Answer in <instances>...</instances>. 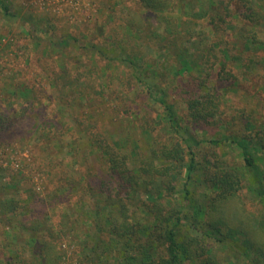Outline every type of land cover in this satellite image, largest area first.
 <instances>
[{
	"label": "rangeland",
	"instance_id": "1",
	"mask_svg": "<svg viewBox=\"0 0 264 264\" xmlns=\"http://www.w3.org/2000/svg\"><path fill=\"white\" fill-rule=\"evenodd\" d=\"M125 1L3 0L13 16L2 18L0 15V114L9 111L10 107H26L24 103L32 101V94L39 96L42 93L51 102L41 115L57 119L59 123L69 125V129L62 137L61 144L52 142L50 152H45L44 139H39L38 134L29 135L28 124L10 128L0 136V231L9 222L6 216L10 215L11 200L27 201L32 194L47 198L49 185L44 177L45 164L41 157L48 156L54 161L66 162L67 156L63 154L61 146L68 140L74 141V146H71L74 153L70 158L77 162L79 171H82L85 163L92 173L103 168L93 146L79 131L75 118H85L110 137L120 136L130 147L143 150L145 155L152 146L149 144L153 138L145 129L151 128L155 134L154 143L158 144L165 140L170 144L172 135H175L168 127L163 109L157 104L158 99L165 100L172 107L178 123L182 127L186 126L187 106L184 100L188 97L180 91L184 82H177L180 63L163 48L157 49L161 48L157 41L141 43L135 37H127L121 43L118 41L123 21L127 17L129 20L134 19L138 12L137 9L133 12L124 11ZM225 1L230 5L231 16L227 19L231 23L225 27V31L220 30L217 34L210 27L205 29L209 15L214 12L205 15L204 19L194 20L189 10L175 1L169 12L165 13L177 20H194L196 31L203 30L205 35H209L206 44L201 45L205 47L184 41L180 46L191 65L198 64L199 67L211 69L212 80L206 86H215L221 98L222 114L215 118V124L187 125L185 137H189L193 145L200 143L195 146L197 170L189 180V194L185 196L182 190L185 181L182 172L179 178L169 180L167 185L170 188L156 187L151 190L152 195L143 194L144 188L141 187V195L127 208L140 219H145L147 215L151 220L156 219V216H165L166 212L173 214V211L183 209L178 225V240L181 238L195 257L198 254L199 260H208L210 264H249L247 258L251 254V261L264 264L262 255L256 250L264 253V230L254 224L258 210L262 208L258 195L261 196L260 189L263 188L252 191L248 182L249 178L260 175L259 170L244 172L246 169L242 168L240 150L231 147L227 141L216 146L203 143L209 138L227 137L226 134H231L232 138L264 134V0L250 2L248 19L238 13L242 6L240 0ZM112 15L116 20L112 19ZM135 21L141 23L138 19ZM151 23L155 26L154 21ZM243 35L254 39L253 42H245ZM64 39H69L68 44L59 46ZM58 47L64 48L59 51ZM195 47L200 49L196 52ZM128 51L135 70L124 62ZM60 52L67 57L69 68L77 60L83 61L87 68L91 67L92 78H97L103 84L102 93L96 94L82 88L81 92L75 88L67 97L59 95L47 85L48 78L42 73L48 70L47 64L51 61L62 63ZM218 72L220 77L232 75L234 81H218ZM133 77H137L140 82L149 81L153 87L151 93H143L141 83L135 82ZM35 103H32L33 108L38 111ZM37 115L36 111L32 113L35 121L38 120ZM247 119L252 128L244 124ZM157 166L162 168L164 165L160 162ZM214 171L216 174H213ZM224 173H243L245 178L242 185L237 187L228 184L229 189L225 193L226 178L221 175ZM221 176L223 179H216ZM168 179L163 178L164 181ZM210 180L221 189L215 192L207 190L206 182L208 184ZM219 195L223 199L235 195L220 211L224 217L214 211L219 205L217 201L222 200ZM61 209L55 208L53 215L60 216ZM218 219L227 225L218 226L221 237L218 234L208 235L210 231L206 232L203 224L209 226ZM50 225L54 227L56 224L50 221ZM24 235L26 237L28 234ZM64 241L62 247L56 248L65 253L61 264H78L75 256L78 255L79 247L80 250H86L84 243L78 239L71 241L64 238ZM88 251L91 253L89 248ZM54 254L55 251L51 256Z\"/></svg>",
	"mask_w": 264,
	"mask_h": 264
},
{
	"label": "trees",
	"instance_id": "2",
	"mask_svg": "<svg viewBox=\"0 0 264 264\" xmlns=\"http://www.w3.org/2000/svg\"><path fill=\"white\" fill-rule=\"evenodd\" d=\"M175 1L179 4L182 3L188 9L194 20L204 19L205 15L214 12L209 15L208 26L205 25V29L210 27L214 34L220 30L225 31V27L231 23L227 19L231 16L230 5L225 0H126L124 11L133 12L137 9L138 12L133 17L134 19L129 20L127 17L123 21V26L121 25L123 29H120L117 38H120L118 39L120 43L127 37H135L141 43L157 41L161 44V48L157 47V49L163 48L162 50L167 51L171 58L180 63L177 69L180 77L177 82L178 84L184 82L180 91L188 97L184 100L187 106L186 126L182 127L178 123L172 107L165 100L158 99L157 104L163 109L168 127L173 130L175 135H172L170 144L167 140L158 144L154 143L155 134L151 132V128L145 129L153 137L152 143L149 144L152 146L145 155L143 150L130 147L128 142L121 139L120 136L110 137L96 124L85 118H75L79 131L93 146L103 168L92 173L85 163L82 166L84 170L79 171L77 162L70 158L74 153L71 151L74 141L71 140L61 146L63 154L67 156L66 162L54 161L48 156L41 157L45 164L44 177L49 185L46 192L47 198L32 194L27 201L11 200L10 215L6 216L9 222L7 227H3L0 231V264H61L65 253L63 250H56V248L63 246L64 238L71 241L78 239L79 242L84 243L86 250L82 248L80 250L79 247L78 255L75 256L78 264H210L208 260H199L197 254L198 262L183 240L181 238L178 240L180 230L178 225L182 218L181 215H183V209L173 211V214L166 212L165 216L161 218L156 216V219L151 220L147 215L144 217L145 219H140L134 213H130L127 208L128 205L134 203L133 200L141 195V187L144 188L143 194L152 195L151 190L156 187L170 188L167 185L169 180L179 178L182 172L185 175L182 190L187 196L189 180L197 170L195 146L200 144L197 142L196 145H193L189 137H185L187 125H208L209 123L212 125L215 124V118H219L222 114L221 98L215 86H206L212 80L211 69L207 66L199 67L198 64L191 65L189 57L183 55V47L180 46L182 41L201 46L206 44L205 41L209 35H205L203 30L196 31L194 20L185 18L177 20L165 15ZM240 1L242 6L238 13L242 18L248 19L252 0ZM213 8L216 11H213ZM0 15L2 18L13 16L8 4L3 0H0ZM112 19L116 20L114 16ZM137 19L141 23H137L135 21ZM151 21L155 22V26ZM120 24H122L121 21ZM113 31L114 29H112ZM247 35H243L245 42H250V40L253 42L254 39H250ZM69 39L62 40L59 46L67 45ZM58 48L59 51H62L61 49L64 47ZM199 49L200 47H195L196 52ZM60 53L63 56L62 63L51 61L50 64H47L48 70H44L42 73L48 78L47 85L57 91L59 95L67 97L75 88L79 90L82 88L84 91L96 94L102 93L103 84L97 78L96 80L92 78L91 67L87 68L83 61L77 60V63L69 68L70 63L66 61L67 57L62 52ZM128 55L129 51L126 52L124 62L132 66L133 62ZM207 55L211 56L209 53ZM220 68L223 71V64ZM133 79L135 82L141 83L143 93L147 95L151 93L150 90L153 87L149 81L148 83L140 82L137 77H133ZM216 79L218 81L227 79L234 81L232 75L225 74V77H220L219 72ZM41 94L39 96L32 94V101L24 103L26 107H10L9 111L0 114V136L10 128L23 127L28 124L27 126H30L29 135L38 134L39 139H44L45 152L49 150V147H52V142L62 143V137L68 132L69 125L61 124L56 121L57 119H48L41 115L50 107L51 102L49 98L46 99ZM32 103L37 105L38 111L33 108ZM132 110L134 111L135 108ZM35 111L38 113L37 121L32 116ZM248 121L249 119L244 124L251 127L252 124ZM230 135L226 134L227 137L223 138H209L203 143L216 146L227 141L231 147L238 148L242 168L246 169L244 172L254 170L260 172L259 176L248 179L251 190L258 191L260 187L264 190L262 187L264 184V134L256 133L252 137L246 135L235 138ZM157 148L159 149L155 151ZM160 162L164 165L162 168L157 166ZM213 174H216L215 171ZM221 175L226 178L225 193L229 189L228 184L240 187L243 178H245L243 173L241 175L234 173ZM222 176L216 177V179H223ZM164 177L167 179L169 177V179L164 181ZM206 186L207 190L213 192L221 189L219 185L213 183V180H210L208 184L206 182ZM260 190L261 196H258L262 208L260 211L258 210L259 213L254 224L264 230V191ZM157 192L160 193V191ZM50 194H53V197L49 198ZM235 195H230L225 199L219 195L222 200L217 201L219 207L217 206V210L214 211L220 212L225 208V205L229 204L230 198ZM220 202L225 203L220 204ZM55 208H62L60 216L53 215ZM159 213L162 215L161 212ZM221 216L224 217V215ZM50 221L56 225L52 227ZM225 224L221 219H218L210 223L209 226L205 224L203 226H205L206 232L210 231L208 235L218 234L221 237L218 226ZM17 229L20 231L17 232ZM21 233L23 235H20ZM24 234L28 235L24 237ZM220 241L221 238L218 242ZM256 250L264 260V253ZM53 251L55 254L51 256ZM247 260H250L249 264H256L251 261L253 260L251 254Z\"/></svg>",
	"mask_w": 264,
	"mask_h": 264
}]
</instances>
